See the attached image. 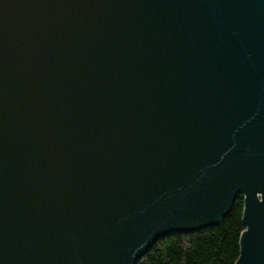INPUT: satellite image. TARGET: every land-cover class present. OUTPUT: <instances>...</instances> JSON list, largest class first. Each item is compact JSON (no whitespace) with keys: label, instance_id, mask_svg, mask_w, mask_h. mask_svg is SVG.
Wrapping results in <instances>:
<instances>
[{"label":"water","instance_id":"95a60500","mask_svg":"<svg viewBox=\"0 0 264 264\" xmlns=\"http://www.w3.org/2000/svg\"><path fill=\"white\" fill-rule=\"evenodd\" d=\"M240 193L264 264V0H0V264H134Z\"/></svg>","mask_w":264,"mask_h":264},{"label":"trees","instance_id":"16d2710c","mask_svg":"<svg viewBox=\"0 0 264 264\" xmlns=\"http://www.w3.org/2000/svg\"><path fill=\"white\" fill-rule=\"evenodd\" d=\"M244 196L222 223L202 230L173 231L158 238L134 264H236L241 253Z\"/></svg>","mask_w":264,"mask_h":264}]
</instances>
